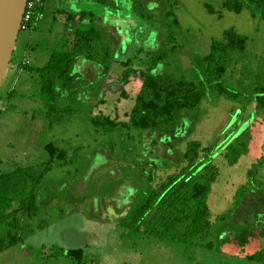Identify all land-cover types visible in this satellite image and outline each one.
<instances>
[{"label": "rangeland", "instance_id": "obj_1", "mask_svg": "<svg viewBox=\"0 0 264 264\" xmlns=\"http://www.w3.org/2000/svg\"><path fill=\"white\" fill-rule=\"evenodd\" d=\"M225 1L45 0L36 30L19 32L0 89V172L48 161V142L67 157L54 158L37 190L36 217L22 227V242L0 251V264H71L67 250L76 247L94 264H264L263 10L246 4L236 13ZM86 10L100 17L116 62L104 73L77 57L78 77L58 85L48 116L37 70L65 47L67 14ZM230 27L247 37L243 50L230 51L221 79L237 98L211 85L197 108L178 111L168 126L104 131L93 124L100 114L126 122L147 74L199 84L212 41ZM149 51L164 54L155 66ZM127 58L134 70L123 79L117 61ZM191 141L209 149L202 159L217 167L209 235L175 241L127 227L150 186L185 165ZM231 147L241 149L236 162ZM6 233L0 223V238Z\"/></svg>", "mask_w": 264, "mask_h": 264}, {"label": "trees", "instance_id": "obj_2", "mask_svg": "<svg viewBox=\"0 0 264 264\" xmlns=\"http://www.w3.org/2000/svg\"><path fill=\"white\" fill-rule=\"evenodd\" d=\"M246 4L262 9L264 18V0H226L223 6L240 13ZM208 9L210 13H215L213 7L208 5ZM67 18L75 25L65 33V47L53 52L48 62L37 70L40 76L39 95L48 108V116L52 114L54 102L59 96L58 85L61 83L69 86L78 77V73L74 72L77 57L100 64L104 73H109L116 62L111 48L103 40L102 28L98 24L100 17L86 10L69 12ZM246 41L245 35L238 33L233 27L227 28L223 39L213 40L209 53L203 58L206 79L198 84L188 79L174 81L147 74L126 122L100 114L93 118V124L104 131H111L119 126L142 130L168 126L177 120L178 111L197 108L205 96L206 86L211 85L222 95L237 98L236 93L230 91L221 79L227 69L230 51L243 50ZM148 54L151 58L150 66H155L164 55L152 51ZM117 62L125 66L122 77L127 79L134 70L131 66L133 58L119 59ZM257 100L264 103V96H258ZM240 146L244 147V143H240ZM45 149L50 158L41 165L20 166L0 172V223L5 224L7 230L6 235L0 238V251L24 240L21 230L28 219L37 215V190L45 174L51 169L54 158L64 160L67 157L66 151L53 142H48ZM230 149L237 153L232 161L236 162L241 149ZM206 151L209 149L202 147L200 142L191 141L184 153L185 165L150 186L146 200L137 207L126 226L137 230L142 228L147 236L160 239L182 241L207 237L211 228L208 194L216 178L217 167L211 162L205 164L201 153ZM211 245L212 241H209L207 246ZM66 256L71 258V264H94L83 247L68 249ZM250 258L254 256L251 255Z\"/></svg>", "mask_w": 264, "mask_h": 264}, {"label": "water", "instance_id": "obj_3", "mask_svg": "<svg viewBox=\"0 0 264 264\" xmlns=\"http://www.w3.org/2000/svg\"><path fill=\"white\" fill-rule=\"evenodd\" d=\"M27 0H0V89L7 74Z\"/></svg>", "mask_w": 264, "mask_h": 264}, {"label": "built area", "instance_id": "obj_4", "mask_svg": "<svg viewBox=\"0 0 264 264\" xmlns=\"http://www.w3.org/2000/svg\"><path fill=\"white\" fill-rule=\"evenodd\" d=\"M45 18V0H27L20 30L34 31L38 23Z\"/></svg>", "mask_w": 264, "mask_h": 264}, {"label": "crops", "instance_id": "obj_5", "mask_svg": "<svg viewBox=\"0 0 264 264\" xmlns=\"http://www.w3.org/2000/svg\"><path fill=\"white\" fill-rule=\"evenodd\" d=\"M56 4V2H54V5ZM45 7H46V3H45ZM56 9H58V8H56ZM58 19V18H57ZM54 20H56V16H54ZM66 24H67V31H70L71 30V28L73 27V25H75V23L74 22H68L67 20H65L64 21ZM72 24V25H71Z\"/></svg>", "mask_w": 264, "mask_h": 264}]
</instances>
